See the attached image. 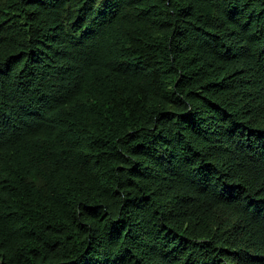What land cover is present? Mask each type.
Here are the masks:
<instances>
[{"label":"trees","instance_id":"obj_1","mask_svg":"<svg viewBox=\"0 0 264 264\" xmlns=\"http://www.w3.org/2000/svg\"><path fill=\"white\" fill-rule=\"evenodd\" d=\"M0 264H264V0H0Z\"/></svg>","mask_w":264,"mask_h":264}]
</instances>
